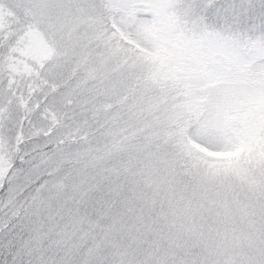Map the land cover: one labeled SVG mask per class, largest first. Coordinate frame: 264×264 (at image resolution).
Masks as SVG:
<instances>
[{"label": "snow or ice", "instance_id": "6c2138e0", "mask_svg": "<svg viewBox=\"0 0 264 264\" xmlns=\"http://www.w3.org/2000/svg\"><path fill=\"white\" fill-rule=\"evenodd\" d=\"M0 264H264V0H0Z\"/></svg>", "mask_w": 264, "mask_h": 264}]
</instances>
